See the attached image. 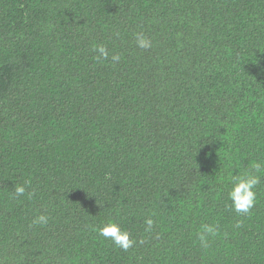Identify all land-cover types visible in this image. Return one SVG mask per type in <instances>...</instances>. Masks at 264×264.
<instances>
[{
  "label": "trees",
  "instance_id": "1",
  "mask_svg": "<svg viewBox=\"0 0 264 264\" xmlns=\"http://www.w3.org/2000/svg\"><path fill=\"white\" fill-rule=\"evenodd\" d=\"M257 161L264 0H0V264H264V171L228 199Z\"/></svg>",
  "mask_w": 264,
  "mask_h": 264
},
{
  "label": "clouds",
  "instance_id": "2",
  "mask_svg": "<svg viewBox=\"0 0 264 264\" xmlns=\"http://www.w3.org/2000/svg\"><path fill=\"white\" fill-rule=\"evenodd\" d=\"M137 47L148 50L152 47V41L145 37L142 33L136 34ZM94 51L99 53L96 57L98 60H107L109 58L108 49L105 46H94ZM112 61L119 62L121 57L113 55ZM264 171V161H257L253 163L252 170L246 171L242 176L232 178V187L228 192V199L231 201V209L239 216H247L251 213L256 203V186L261 181L259 173ZM26 186L24 184L14 185L11 193L13 198H19L25 195ZM31 196L32 193H29ZM46 215H39L32 221V225H46L48 223ZM145 231L151 232L153 230L155 221L152 218H147L145 221ZM242 226L241 221H237L235 228L239 229ZM99 236L106 241H110L116 248L127 252L132 249L137 241L132 238V235L127 230L123 229L120 224L115 221H109L98 229ZM217 229L215 226L202 225V230L198 233L199 244L202 248L209 247V237H215ZM143 243V241H140Z\"/></svg>",
  "mask_w": 264,
  "mask_h": 264
}]
</instances>
